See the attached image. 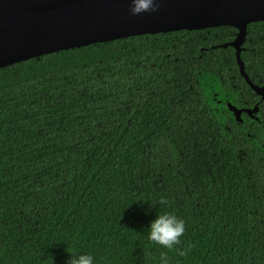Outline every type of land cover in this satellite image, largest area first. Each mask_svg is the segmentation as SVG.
<instances>
[{
	"label": "trees",
	"instance_id": "trees-1",
	"mask_svg": "<svg viewBox=\"0 0 264 264\" xmlns=\"http://www.w3.org/2000/svg\"><path fill=\"white\" fill-rule=\"evenodd\" d=\"M236 31L0 68V264H264V100L220 47ZM239 57L264 87V21Z\"/></svg>",
	"mask_w": 264,
	"mask_h": 264
},
{
	"label": "water",
	"instance_id": "water-1",
	"mask_svg": "<svg viewBox=\"0 0 264 264\" xmlns=\"http://www.w3.org/2000/svg\"><path fill=\"white\" fill-rule=\"evenodd\" d=\"M264 21V0H0V68L43 54L125 37L230 26L239 73L264 100L239 57L249 23ZM236 118L240 110L231 105ZM252 110H245L251 114Z\"/></svg>",
	"mask_w": 264,
	"mask_h": 264
}]
</instances>
